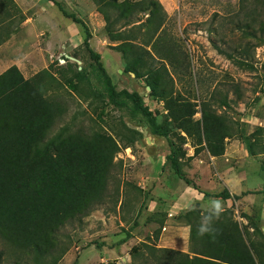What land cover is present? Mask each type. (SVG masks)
I'll return each mask as SVG.
<instances>
[{
	"label": "rangeland",
	"instance_id": "1",
	"mask_svg": "<svg viewBox=\"0 0 264 264\" xmlns=\"http://www.w3.org/2000/svg\"><path fill=\"white\" fill-rule=\"evenodd\" d=\"M39 1L20 0V7L15 4L21 8L22 15V10L26 9L29 22L51 18L52 21L55 20L54 26L60 19L64 23H72L55 8L51 9L50 13L45 10L41 15L29 9L39 5ZM55 1L66 14L73 15L85 25L90 34L88 47L99 56L101 66L115 91L137 93L142 105L155 117L156 123L164 125L175 149L181 148L185 153H193L189 139L180 140L177 136L184 134L175 129L172 123H167L164 103L152 93L148 85L163 84L168 75L172 81V97L177 96V99L190 105L194 121L199 119L201 101H208L211 95L215 99L223 94L227 96V107L218 108L213 104L211 107L215 106L218 113L225 114L237 122L241 132L249 135L250 142L253 143V155H247L239 136H232L224 140L223 154L227 157L225 160L221 158V162L233 170H258L263 180H251L256 184L247 187L245 192L250 193L242 199V193H239L241 200L237 201L229 198L230 203L227 202L224 209L230 210L231 220L237 225L245 244L255 255L261 254L264 258V240L259 235L264 237L259 228L264 229V211L262 217L259 215L264 207V172L260 170V165L264 164V46L254 47L250 38L243 37L239 30L234 29L238 0H157L165 17L161 31H157L151 39L149 37L152 26L146 23V13L139 14L140 21L129 23L125 27L122 26V21H118L105 31L101 16L96 13L89 0ZM72 5H76L78 9ZM62 22L60 21V24ZM139 23L144 25L138 28L136 25ZM22 25L23 23L0 45V69L8 68L13 65L12 62H16L18 68L14 66L23 79L29 80L44 96L53 98L61 106L63 113L51 127L48 139L64 127L68 131H94L112 136L116 142L118 136L127 135L124 127L141 134V138L129 147H122V144L117 142L120 150L113 159L115 168L112 174L114 188L118 194L112 193V198L106 199L105 205L97 207L78 222L66 224L60 230V240L67 245V250L56 264H131L130 247L145 243L157 248L158 236L161 233L163 236L160 235L159 239H164L165 243L160 241V249L173 251L182 247L185 240L182 230L174 237L175 246L166 245L167 229L163 232L161 229L166 215L162 213L164 217L159 219L157 215L160 213L153 211L154 205L148 202L152 197V180L148 176L154 171L153 163H159L165 152L168 154L166 139L150 135L146 127L135 126L134 121L123 111L117 110L97 95L99 87L92 75L93 63L82 45L84 33L79 24L74 27L77 32L79 30L77 45L72 48L66 46L63 50L58 47L57 42H52L53 37L41 32H36V36H33L28 30L25 31ZM69 32L73 33L71 30ZM48 40L51 42L47 46ZM123 41L142 45L145 50L139 52L142 60V76L139 78L123 70L121 53L117 52L116 47ZM147 41L149 43L143 45ZM49 50L55 52L49 54ZM217 50L231 53L235 58L239 57V52L245 50L248 66L237 65ZM161 66L165 68L166 73ZM79 70L87 75L91 83L90 88L75 84L74 80L68 81L72 72ZM165 88L168 89L169 84ZM202 153L205 160L196 164L206 165L205 168L213 171L215 164L207 161L205 150ZM189 160L187 157L183 158L182 171L184 167H189ZM164 165L169 166V163L165 162ZM169 172L172 175L171 171ZM183 174L186 177L184 171ZM204 177L202 170L199 187L205 191H214L215 183L208 182ZM174 178L178 180L175 176ZM178 182L183 184L179 180ZM204 205L205 203L198 204L195 208L204 212ZM192 208L194 206L185 208L174 204V221L170 222L185 225L182 216ZM251 224L257 228L259 234L252 232L249 227ZM138 226V239L132 242L129 237ZM188 238L187 256L190 258L193 255L189 252L191 244ZM124 241L125 246L122 245ZM12 250L0 240V264H23L21 258H17ZM141 254L144 257H137L133 264H144V259L148 264L172 263L165 261L166 254L161 252L150 254L142 250Z\"/></svg>",
	"mask_w": 264,
	"mask_h": 264
},
{
	"label": "trees",
	"instance_id": "2",
	"mask_svg": "<svg viewBox=\"0 0 264 264\" xmlns=\"http://www.w3.org/2000/svg\"><path fill=\"white\" fill-rule=\"evenodd\" d=\"M46 1L51 2L62 16L82 27V45L93 63L92 75L99 87L97 95L123 111L134 121L135 126L146 127L150 135L166 139L168 154L165 155V161L178 179L196 189L181 169L185 152L181 148H174L164 125L156 123L155 117L142 105L137 93L115 91L101 66L99 56L88 47L90 34L85 25L73 15L66 14L58 2ZM89 1L101 16L105 31L118 21H122L123 27L140 21L139 14L143 13L147 14L146 23L152 26L149 38L161 31L165 14L157 0ZM263 14L264 0H238L234 29L239 30L243 37L250 38L254 47L264 46ZM22 21L23 15L13 0H0V45L16 32ZM142 25L144 23H139L136 27ZM116 47L117 52L121 53L123 70L135 78L141 77L142 60L139 52H145L142 45L123 41ZM217 52L239 66H248L245 50L238 53V58L221 50ZM151 61L161 63L159 60ZM161 69L166 73L163 66ZM71 80L75 84L91 87L82 70L73 71L68 81ZM167 84L168 89L165 88ZM148 86L163 101L167 123H172L175 129L184 134L177 137L180 140L189 139L193 148L192 156L201 150L212 157L220 156L223 154L224 140L232 136H239L247 155H253V143L249 135L241 132L237 122L215 110V106L227 107L225 94L217 99L211 95L208 101H201L199 119L194 121L190 105L177 99V96L172 97V81L168 75L163 84ZM212 104L215 106L211 107ZM62 113L63 109L56 100L44 96L39 88L23 79L15 66H10L0 74V240L13 249L23 264H56L60 260L67 250V245L60 240V230L66 224L78 222L97 207L105 205L106 199L112 198V193L118 194L112 174L115 168L113 159L120 150L117 142L126 148L141 138L140 132L126 127L129 136H118L117 142L112 136L98 132L68 131L64 127L48 139L51 127ZM260 170L264 172V164L260 165ZM249 193L244 192L240 196ZM202 195L204 198L214 196L231 198L233 201L239 198L230 197L226 190L216 195ZM203 214L191 209L182 216L189 226V252L192 257L140 243L129 250L131 264L137 257H144L142 250L150 254H166L164 259L172 261L170 264H264L261 254L255 255L245 244L228 210L216 222L218 233L198 236L197 224ZM249 227L252 232L258 233L253 224ZM143 262L148 264L145 259Z\"/></svg>",
	"mask_w": 264,
	"mask_h": 264
},
{
	"label": "crops",
	"instance_id": "3",
	"mask_svg": "<svg viewBox=\"0 0 264 264\" xmlns=\"http://www.w3.org/2000/svg\"><path fill=\"white\" fill-rule=\"evenodd\" d=\"M13 1L20 7V4L18 3V1L20 0H13ZM73 7L78 9L76 5H74ZM53 8L57 10V8L51 2L46 1V0L43 3L40 0L39 5L34 6V7H29V9L37 11L39 15H41V13L45 10H47L46 12L50 13L51 9ZM25 12H26V9L22 10V13L24 15V21L22 22L23 23L22 28L25 31L28 30L30 34H32L33 36H36V32H41L42 34L46 33L47 36L53 37L51 39L52 42L53 41L57 42L59 44L58 47L61 50L65 49L66 46H70L72 48L77 45V42L79 40V35H78L79 30L77 32L76 30L77 28H74L75 26H77L76 23L75 24L74 22L64 23L62 22V19H60L62 24H60V21H58L56 22V25L54 26L53 23L55 22V20L52 21L51 18H46V20H40L38 22H29L30 18L26 15ZM69 30L73 31V33H70ZM51 40L47 41V46H48V43L51 42ZM50 50L48 51L49 54H53V52H55V51H50ZM12 64H13L12 66L15 65L18 68V64L16 62H12ZM5 69H7V67H2L0 69V73L5 71ZM202 151L203 150L199 151L198 154L195 156H192L193 153L191 154L189 151L185 153V157H191V158L188 162L189 167L188 166L184 167L183 171L186 174V178L192 182V184L196 187V189H193L191 185H186L182 180L178 179L173 174L169 166L164 165L166 162L165 155L167 154V152H165L163 157H161L159 163L157 162L153 163L152 169L156 172L153 171V173L150 174L151 176H148L152 180V184H151L152 185V197H151V200L148 202L154 205L152 208L153 211H157L158 213H160L159 216L157 215V217H160L159 219H163L164 217L163 214L166 215L164 217L163 225L161 226L162 232L167 229L166 230L167 234L165 237L166 245L175 246L174 237L176 234H178L177 233L178 231L182 230V236H184V239H185L184 245L182 244V247L180 248L175 247L176 249L173 251L177 250L176 252L180 251V253H184V254H188L187 237L189 234V226L186 224L185 225L172 224L170 222L171 220L174 221V218L172 219V217L175 215V213L173 212L174 204H176L177 206L185 207V208H190L194 206V208L192 209H196L195 207H197L198 204L199 205H201L202 203L206 204L208 200L212 198H218L214 196L204 198L202 193L216 195L220 192V190H226L227 193L230 195V197L232 196V194L239 196L238 194L244 193L247 190V187L256 184V183H253L251 180L253 179L256 181L260 179L263 180V176L260 174L258 170H251V171L240 170L241 171L240 172L238 170H233L232 167L230 166H224L222 164L223 162H221V158H224L225 160V157H227L226 154H223L222 156L220 155V157L219 156L212 157L205 151L206 152L205 155H207V161L210 162L212 165L215 164V166L214 168H212L213 171H211V169L208 170L207 168H205L207 167L206 165L199 166L196 164V162H201L202 160H205V156L203 155ZM202 170L205 176L204 178L208 182L215 183L216 187L214 191H205L199 187L198 182L201 178ZM169 171H171L172 175L170 174ZM174 176L179 181H181L183 184L179 183L178 180L174 178ZM164 177H166V180H164ZM245 195H248V194H245ZM245 195H241L242 197L240 198L242 199ZM240 198H238L237 200H241ZM218 199H220L223 202V205H227V202L230 203L229 199H221V198H218ZM146 210L147 208L144 209L145 212ZM263 211H264V207H262V212L259 213L260 217H262ZM139 227L140 226L136 227V230L132 232L134 236L132 234L130 235L129 237L130 241L135 242V240L138 239L136 237L137 236L136 231L137 229H139ZM259 228H260L261 233L264 235V229H262L261 227ZM160 235L163 236L162 233ZM160 235L158 236L157 242L159 243H157V246H156L157 249H160V247H162V245L160 244V241L163 242L164 240V239L162 240L159 239V237H161ZM125 243L126 241H124L122 245L125 246ZM103 249H106V247H103ZM119 249H121V246ZM122 262H124V258L122 259ZM99 264H106V263L101 262Z\"/></svg>",
	"mask_w": 264,
	"mask_h": 264
},
{
	"label": "clouds",
	"instance_id": "4",
	"mask_svg": "<svg viewBox=\"0 0 264 264\" xmlns=\"http://www.w3.org/2000/svg\"><path fill=\"white\" fill-rule=\"evenodd\" d=\"M225 209L223 202L218 198H212L204 205V214L200 217L197 224V235L203 237L219 232L215 226L220 220Z\"/></svg>",
	"mask_w": 264,
	"mask_h": 264
}]
</instances>
